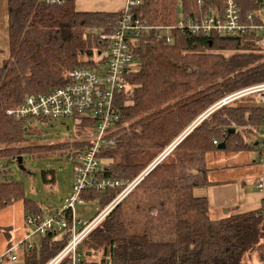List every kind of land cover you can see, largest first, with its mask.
I'll return each instance as SVG.
<instances>
[{"label": "trees", "instance_id": "trees-1", "mask_svg": "<svg viewBox=\"0 0 264 264\" xmlns=\"http://www.w3.org/2000/svg\"><path fill=\"white\" fill-rule=\"evenodd\" d=\"M234 1L243 14L258 9V0ZM226 3L143 0L136 13L151 25H168L177 21L180 9L193 17L222 16ZM122 13L81 11L76 0H7L8 56L0 66V154L21 153L1 160L19 164L22 157L23 166L25 154L68 156L73 151L69 159L76 160L83 154L89 140L53 147L32 144L28 136L35 128L27 123L32 119L18 120L8 111L31 94L66 86L77 69H104L110 41L103 36L115 33ZM250 36L176 32L172 43L159 40L155 32L131 37L134 71L127 78L130 88L115 96L121 124L110 135L115 147L99 155L100 177L132 181L173 143L176 146L135 188L129 213L122 204L134 191L82 242L87 259L101 253L95 261L99 264H251L257 257L258 248L264 246V208L214 220L208 200L194 194L203 186L209 153L218 152L221 143L226 151L256 148L255 136L264 132V106L258 96L216 106L232 93L264 83V51ZM78 124L93 128L94 122L81 118ZM257 142L261 147L264 141ZM22 144L25 147L18 148ZM5 173L0 171V210L23 201L25 218L42 213L36 202L26 199L22 185ZM118 192L87 190L82 198L100 201L105 208ZM66 242L49 235L41 241L39 254L37 246L28 252L37 257L54 250L53 259Z\"/></svg>", "mask_w": 264, "mask_h": 264}, {"label": "built area", "instance_id": "built-area-1", "mask_svg": "<svg viewBox=\"0 0 264 264\" xmlns=\"http://www.w3.org/2000/svg\"><path fill=\"white\" fill-rule=\"evenodd\" d=\"M142 3L143 0H126L115 33L103 36V39L110 41L108 60L104 69H99V71L88 67L77 69L71 75L72 81L66 86L54 89L50 93L31 94L16 109L8 111L9 116L18 120L32 119L49 122L90 118L94 125L88 147L77 160L73 158L74 163L76 161L78 164L75 170V194L66 200V205L62 209L28 214L26 221L30 230L27 236L23 241L12 243L9 246L6 254L0 257V264L7 258L16 261V251L18 252L20 248L26 251L34 249L35 240L40 242L49 235H53L57 240L56 237L61 232L63 233L62 238L67 242L47 264H61L68 257L72 260L70 264H79L77 250L82 242L175 148L174 143L132 181L100 177L103 166L99 155L106 149L115 147L116 140L110 135L121 124V115L115 108V96L130 88L127 78L134 71L131 37H138L141 33L155 32L159 40L165 39L168 43H172L175 41L176 32L190 36L214 33L224 37L251 35L250 37H256L258 47L264 51V0H258L257 11L247 14L241 12L234 0H227L222 16L206 14L193 17L183 13L180 9L177 21L168 25H151L140 18L136 10ZM248 95H256L259 100L264 101V83L232 93L216 106L228 105ZM261 147L263 152L260 164L263 167V173L257 179L256 184L263 195L262 208H264V142ZM87 190H117L119 192L95 218L82 226L81 221H78L75 216L74 208L76 204H86L82 194ZM33 238L35 240H32Z\"/></svg>", "mask_w": 264, "mask_h": 264}, {"label": "rangeland", "instance_id": "rangeland-1", "mask_svg": "<svg viewBox=\"0 0 264 264\" xmlns=\"http://www.w3.org/2000/svg\"><path fill=\"white\" fill-rule=\"evenodd\" d=\"M76 1L78 2V7H85L88 6L87 3L94 0ZM6 23L7 0H0V41L4 42L7 39V31L5 28ZM5 45V50H7V40L5 42ZM5 50L2 49V51L4 52ZM0 54H2V52H0ZM259 102L260 105L264 106V101L259 100ZM205 117L206 114L202 115L201 119H204ZM35 121L36 120L27 122L29 128H33V130L35 128L34 133L28 137L29 140H31L32 144H38L41 146L53 147L57 145L72 144L84 140L86 141L89 140L90 134L92 133L91 126L82 125V128H80V126H78L79 120H56L49 121V124L38 123ZM123 128H125L124 125L121 126L120 131H122ZM188 133H190V131ZM188 133H186L185 136H187ZM185 136L181 137V140L185 138ZM258 139L259 141H264L263 131L260 132ZM19 147H25V144L18 146V148ZM18 153L21 152L19 151ZM18 153L15 152L14 154H0V171L6 170L5 175L8 179L12 180L14 183L22 185L24 196L26 197V199L36 202L40 206L41 210H43V212L62 209L66 205V200L75 194L74 184L76 179V166L74 163V159L72 157L69 159L70 155L73 154V151H71L68 156L57 153L41 156L25 154L23 156V166H20L17 162H14L10 159L1 160L8 156H10V158H14V156ZM193 174L197 175V172L194 171ZM198 177H200L199 180L201 181V176ZM135 193L136 191H134V193H132V195H130V197L122 204V209L124 212L129 213L128 208L132 203ZM116 196L117 195H115V197ZM103 208L104 206L100 203V201L94 200L91 202H86V204L83 205L76 204L74 212L78 221H81L80 224L82 226H85L93 218H95ZM19 223L20 225H18ZM29 230L30 226L27 224L25 213L22 209L21 203L14 204L12 206H8L3 210H0L1 238L6 239L7 236H11L12 239H15L14 236L18 234L20 239H18L17 242H20L24 240ZM62 237L63 233L61 232L56 237V239L59 240ZM32 240L35 239L33 238ZM62 240H64V238L59 241ZM41 241H34L38 250L37 254H39L40 251ZM8 245L5 251L0 254V257L6 254V251L9 247ZM22 250L24 249L20 248L18 252L16 251V261H11L7 258L1 264H26L24 256L21 253ZM58 251L59 250H55V254L58 253ZM79 251L80 255L78 260H81V262L84 261V264H86L87 261L89 263H93L98 260L99 256H101V253H94L87 259L83 245L80 246ZM50 253H54V250H47L41 256H39L43 260V264H45L52 258V255H50ZM47 255L50 256L47 258ZM255 255L257 256L259 264H261L262 259H264V246L261 247V249L258 248V252ZM246 262H248L247 258ZM95 263L99 264L98 262ZM65 264H68L67 261H65ZM251 264H253V261Z\"/></svg>", "mask_w": 264, "mask_h": 264}, {"label": "crops", "instance_id": "crops-1", "mask_svg": "<svg viewBox=\"0 0 264 264\" xmlns=\"http://www.w3.org/2000/svg\"><path fill=\"white\" fill-rule=\"evenodd\" d=\"M76 3L78 4L77 1ZM125 4L126 0H94L87 3L88 6L78 7L77 5V7L81 11L116 13L123 10ZM5 28L7 31V23ZM5 42L0 41V52H2L0 54V66L8 56V49L5 50ZM258 136L256 135L254 140L256 148L249 147L245 151L238 152L218 148V152H212L207 155L206 170L202 180L203 186L196 188L194 194L196 197L208 200L209 215L212 219L220 220L261 209L263 195L259 192L256 184L257 179L263 173V167L260 164L262 148L258 145ZM18 203L22 204V209L26 215V206L23 201L15 202L9 206ZM14 237L15 239H12L11 236H7L6 239L0 237V254L5 251L8 244L10 246L13 242H17L20 239L18 234ZM21 253L26 262L30 258L29 262L31 264H43V260L39 257L41 255L36 257L35 255H30L26 250H22ZM254 258L253 264H259L257 257Z\"/></svg>", "mask_w": 264, "mask_h": 264}, {"label": "water", "instance_id": "water-1", "mask_svg": "<svg viewBox=\"0 0 264 264\" xmlns=\"http://www.w3.org/2000/svg\"><path fill=\"white\" fill-rule=\"evenodd\" d=\"M179 12H180V10H179ZM232 133H234V130H231V134H232ZM218 148L224 150V149L226 148V144H225V143H221V144L218 146ZM18 161H19V165L21 166V163H22V157H20V158L18 159ZM106 264H109V262H107Z\"/></svg>", "mask_w": 264, "mask_h": 264}]
</instances>
